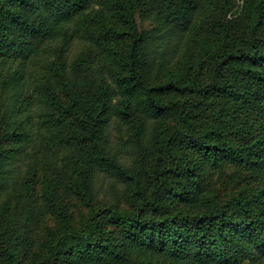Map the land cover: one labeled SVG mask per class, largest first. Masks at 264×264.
Segmentation results:
<instances>
[{
	"label": "trees",
	"instance_id": "1",
	"mask_svg": "<svg viewBox=\"0 0 264 264\" xmlns=\"http://www.w3.org/2000/svg\"><path fill=\"white\" fill-rule=\"evenodd\" d=\"M0 264H264V0H0Z\"/></svg>",
	"mask_w": 264,
	"mask_h": 264
},
{
	"label": "rangeland",
	"instance_id": "2",
	"mask_svg": "<svg viewBox=\"0 0 264 264\" xmlns=\"http://www.w3.org/2000/svg\"><path fill=\"white\" fill-rule=\"evenodd\" d=\"M238 3H239V5L242 4V2H238ZM231 17H232V15L229 16V18H231ZM77 217H79V214H77Z\"/></svg>",
	"mask_w": 264,
	"mask_h": 264
}]
</instances>
